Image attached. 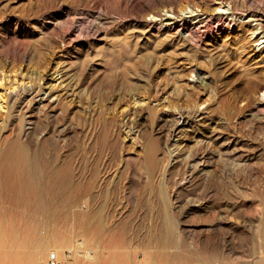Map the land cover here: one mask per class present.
I'll return each mask as SVG.
<instances>
[{"label": "rangeland", "instance_id": "1", "mask_svg": "<svg viewBox=\"0 0 264 264\" xmlns=\"http://www.w3.org/2000/svg\"><path fill=\"white\" fill-rule=\"evenodd\" d=\"M215 1L0 0V264H264V0Z\"/></svg>", "mask_w": 264, "mask_h": 264}, {"label": "bare ground", "instance_id": "2", "mask_svg": "<svg viewBox=\"0 0 264 264\" xmlns=\"http://www.w3.org/2000/svg\"><path fill=\"white\" fill-rule=\"evenodd\" d=\"M225 1V0H224ZM214 2L216 3V1L214 0ZM220 3V2H219ZM227 4V3H226ZM228 5H229V3H228ZM218 7V8H217ZM216 8H215V10H220L219 8H221V7H225V4H224V2H221L220 4H218V6H217ZM231 9V8H230ZM213 11V10H212ZM207 12V11H206ZM216 11H214V13H215ZM238 12V11H237ZM170 13V12H169ZM212 13V12H211ZM244 13V12H243ZM166 14V13H165ZM168 15L169 14H167L166 16L168 17ZM165 16V15H164ZM169 16H171V15H169ZM242 16H248V21H250L251 23H252V21H254V24H255V22H256V24L255 25H257L256 27H254V28H252V32L251 31H249L250 32V34H251V37L252 36H254V37H257L256 39H255V41H254V43H255V46H257V50H258V52L256 51V52H254V53H252V57H254L255 59H257V61L258 62H261L262 61V58H263V56H262V53H263V51H264V18L262 17V16H260V14L259 13H256V12H249V13H244V14H242ZM162 20V19H161ZM169 22V21H168ZM172 22V21H171ZM254 25V26H255ZM262 28V29H261ZM260 29V30H259ZM249 30V29H248ZM254 39V38H253ZM252 39V40H253ZM243 46V45H242ZM242 46H240V49H241V47ZM243 48H245V47H243ZM242 48V49H243ZM245 51V50H244ZM243 51V52H244ZM242 54H244V53H242ZM264 54V53H263ZM255 55V56H254ZM62 63V62H61ZM65 65V64H64ZM61 67V66H60ZM58 68V67H57ZM55 72H57V71H55ZM61 73L62 72H60V75H59V77H57L58 78V80H59V78H61ZM58 74V73H57ZM56 75V74H55ZM58 76V75H57ZM52 77V76H51ZM69 78H71V75H70V77ZM174 78V77H173ZM3 78H0V80H2ZM54 79V78H53ZM56 79V78H55ZM193 79V78H192ZM5 80V79H4ZM58 80H57V82H58ZM194 81H195V79H193ZM9 81V80H8ZM61 81V80H60ZM59 81V82H60ZM75 81V80H74ZM174 81V80H173ZM190 81V80H189ZM202 82V81H201ZM8 83V82H7ZM27 83V82H26ZM52 83V82H51ZM1 84H3V83H1ZM13 84V83H12ZM15 84V83H14ZM20 84H22V83H20ZM24 84V83H23ZM30 84V83H29ZM53 84V83H52ZM60 84V83H59ZM74 84V83H73ZM72 84V85H73ZM177 84V83H176ZM188 84H189V82H188ZM5 85V84H4ZM26 85H28V84H26ZM62 85H63V83H62ZM68 85V84H67ZM71 85V86H72ZM76 85V84H75ZM175 85V84H174ZM193 85V84H192ZM263 85V84H262ZM7 86V85H6ZM8 86H9V84H8ZM30 86V85H29ZM32 86V85H31ZM30 86V87H31ZM77 86V85H76ZM12 87V86H11ZM13 87H14V85H13ZM22 87V86H21ZM33 87V86H32ZM54 87L55 86H50V85H47L45 88H46V90H45V95H47V96H49V95H51V94H53V90H54ZM62 87V86H61ZM60 86H59V88H61ZM67 87V86H66ZM3 88V87H2ZM9 88H10V86H9ZM25 88V87H24ZM44 88V89H45ZM58 88V87H57ZM63 88V87H62ZM72 88V87H71ZM74 88V87H73ZM4 89V88H3ZM12 89V88H11ZM15 89V88H14ZM17 89V88H16ZM39 89H41V88H39ZM28 90V89H27ZM31 90V89H30ZM58 90V89H57ZM64 90V89H63ZM66 90V89H65ZM67 90H69V88L67 89ZM6 91V90H5ZM4 91V92H5ZM8 91H11V90H8ZM7 91V92H8ZM26 91V90H25ZM33 91V90H32ZM72 91V90H71ZM31 92V91H30ZM67 92V91H66ZM74 92V91H73ZM41 93V92H40ZM56 93H58V92H56ZM68 93V92H67ZM181 93V92H180ZM180 93H178V94H180ZM7 94H9V93H7ZM22 94H23V92H22ZM27 94V93H26ZM64 94V93H63ZM69 95H70V93H68ZM72 94V93H71ZM74 94V93H73ZM182 94V93H181ZM186 95H187V93H185ZM1 95H3V94H1ZM14 95H16V94H14ZM24 95V94H23ZM58 95V94H57ZM57 95H54L50 100H53V99H57L58 97H57ZM5 96V95H4ZM6 96H8V95H6ZM25 96V95H24ZM262 96L264 97V90H263V92H262ZM63 97V96H62ZM65 97V96H64ZM186 97V96H185ZM41 98V97H40ZM44 98V97H43ZM42 98V99H43ZM73 97L71 96V99H72ZM3 99V98H2ZM5 99V98H4ZM69 99V98H68ZM77 100V99H76ZM79 101V100H78ZM4 102V101H3ZM56 102V101H55ZM69 102H70V100H69ZM45 103V102H44ZM42 104V103H41ZM157 104V103H156ZM184 104H185V102H184ZM5 106V105H4ZM77 106H80L79 104L77 105ZM186 106V105H185ZM195 106V105H194ZM45 108H46V106H44ZM81 107V106H80ZM197 107V106H196ZM198 107H199V105H198ZM1 109H2V107H1ZM166 108H164V110H165ZM168 109H170V108H168ZM168 109H167V111H168ZM187 109V108H186ZM189 109V108H188ZM187 109V110H188ZM79 110V109H78ZM77 110V111H78ZM171 111V110H170ZM201 111V109H199V108H195V110H192V111H185L184 109L183 110H180L178 113H176V114H174L173 116H172V119H171V123L169 122V124H172L171 126H172V131L174 132V133H177V131L179 132V130L183 127V126H185L186 124H188V122L190 121V120H192V117L194 116L195 118L196 117H198V120H199V118L201 119L202 118V112H200ZM73 112H74V110H73ZM83 112V111H82ZM165 112H166V110H165ZM162 114H164V113H162ZM166 115V114H165ZM193 115V116H192ZM200 116V117H199ZM206 117V116H205ZM161 118H162V116H161ZM197 119V118H196ZM170 126V127H171ZM212 128H214V127H212ZM35 129V128H34ZM212 130H215V129H212ZM171 135V134H170ZM211 136V135H210ZM170 138H171V136H170ZM17 139V138H16ZM16 141V140H15ZM18 141V140H17ZM176 141H177V139H176ZM8 142H10V141H8ZM10 144V143H9ZM19 147H20V144L18 145ZM6 147H7V145H6ZM22 147V146H21ZM1 148V147H0ZM12 149H14V148H12ZM20 149V148H19ZM2 151V150H1ZM18 150L16 149V152H17ZM10 152V151H9ZM11 153H13V152H11ZM28 156V155H27ZM20 157V156H19ZM25 158V157H24ZM28 159V158H27ZM26 159V160H27ZM14 160V159H13ZM15 160H16V163H17V160L19 161V159H16L15 158ZM29 160V159H28ZM13 163V162H15V161H12L11 159H10V161H9V163ZM23 162H24V159H23ZM11 163V164H12ZM18 164H19V162H18ZM21 164V163H20ZM25 164V163H24ZM28 164V163H27ZM30 164V163H29ZM13 165V164H12ZM11 167V166H10ZM27 168L29 167V165H27L26 166ZM27 168H26V170H27ZM22 173H23V169H22ZM29 173V172H28ZM13 176H14V174H13ZM21 177V176H20ZM13 178H15V176L13 177ZM1 180V179H0ZM30 180V179H29ZM31 181V180H30ZM29 181V182H30ZM19 182V181H18ZM32 182V181H31ZM30 182V183H31ZM21 183V182H20ZM34 183V182H33ZM21 185V184H20ZM0 187H1V185H0ZM20 189L18 190V191H20L21 190V187H19ZM18 191H16V194H17V192ZM8 192V191H7ZM40 194V193H39ZM18 198V197H17ZM37 199V198H36ZM41 199L43 200V197L41 196ZM40 199V197H39V200H41ZM38 200V199H37ZM18 201V200H17ZM38 203V202H37ZM44 203H46V202H44ZM44 203H43V205H44ZM27 204V203H26ZM25 204V205H26ZM44 207V206H43ZM47 207V206H46ZM46 207H45V209H46ZM41 208V207H40ZM44 209V208H43ZM44 209V210H45ZM47 210V209H46ZM46 210H45V212H46ZM43 211V210H42ZM41 211V212H42ZM47 212H48V210H47ZM59 212V211H58ZM38 213V212H37ZM43 213V212H42ZM39 214V213H38ZM41 214V213H40ZM47 214V213H46ZM56 214V213H55ZM51 215H53V214H51ZM42 216V215H41ZM53 217H54V215H53ZM56 217V216H55ZM54 217V218H55ZM44 219V218H43ZM51 220H53V218H51ZM83 226V225H82ZM16 227V226H15ZM51 228V227H50ZM15 230V229H14ZM17 231V230H16ZM22 231V230H21ZM18 232V231H17ZM18 234V233H17ZM12 236V235H11ZM17 236V235H16ZM17 237H15V239H16ZM15 243V242H14ZM24 243H22V245H23ZM20 248V247H19ZM8 249V248H7ZM15 249V247L13 248V250ZM13 256V255H12ZM16 257H17V255H16Z\"/></svg>", "mask_w": 264, "mask_h": 264}, {"label": "built area", "instance_id": "3", "mask_svg": "<svg viewBox=\"0 0 264 264\" xmlns=\"http://www.w3.org/2000/svg\"><path fill=\"white\" fill-rule=\"evenodd\" d=\"M49 264H75L71 252H67L63 259H52Z\"/></svg>", "mask_w": 264, "mask_h": 264}]
</instances>
